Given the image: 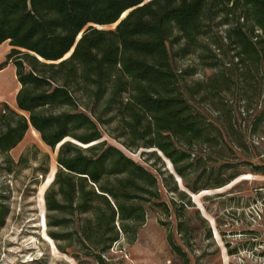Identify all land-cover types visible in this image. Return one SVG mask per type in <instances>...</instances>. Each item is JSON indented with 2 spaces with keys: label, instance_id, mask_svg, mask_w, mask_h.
<instances>
[{
  "label": "trees",
  "instance_id": "16d2710c",
  "mask_svg": "<svg viewBox=\"0 0 264 264\" xmlns=\"http://www.w3.org/2000/svg\"><path fill=\"white\" fill-rule=\"evenodd\" d=\"M6 43L0 72L12 65L19 90L15 109L0 104V173L28 162L14 163L9 153L29 130L56 150L43 201L46 235L59 253L75 246L106 264L121 234L134 240L144 204L169 217L160 198L166 180L193 207L177 182L196 195L241 176L237 165L220 162L246 151L226 98L236 88L246 113L256 99L262 111L253 126L264 122V0H0V46ZM173 48L180 59L206 52L214 73L187 86ZM196 98L214 106L215 121L193 107ZM106 138L129 152L155 150L147 157L160 163L158 152L173 175L159 183ZM210 160L220 163L207 167ZM245 164L264 176V166ZM6 215L0 202V226ZM184 230L179 222L188 247ZM167 243L187 263L170 234Z\"/></svg>",
  "mask_w": 264,
  "mask_h": 264
},
{
  "label": "rangeland",
  "instance_id": "374dc122",
  "mask_svg": "<svg viewBox=\"0 0 264 264\" xmlns=\"http://www.w3.org/2000/svg\"><path fill=\"white\" fill-rule=\"evenodd\" d=\"M9 51L7 43L0 46V64ZM175 51L177 48L170 49L173 66L184 75L183 82L187 86L204 82L214 73L207 67L211 60L206 59L209 55L206 52L180 59L174 56ZM18 90L14 67L9 64L0 72V104L15 109ZM237 95L238 90L233 88L232 94L226 98L229 103L226 109L235 128L245 138L246 151L241 154L234 150L220 162L237 165L241 176L222 189L205 190L196 195L188 193L177 182L193 207L187 206V199H179L173 194L172 184L166 180L164 188L160 185V198L170 208L169 217L144 204L145 221L134 240H131L132 236L121 234L118 243L104 255L106 264H264V176L253 175L245 164L264 166V122L253 126L258 123L262 108L255 105L256 99L252 98L246 113ZM192 104L207 119H217L211 104L201 102L200 98ZM106 140L152 173L159 183L169 174L170 165L165 159L160 157L159 163L147 157V153L155 150L129 152L118 140ZM9 155L14 163L21 156H26L28 162L13 167L9 175L0 173V202L7 210L0 226V264H97L75 246L69 248L68 255L59 253L52 241L47 242L41 236L42 231L46 233L45 223L39 228L41 216L45 215L41 199L49 186L45 185L47 179L56 171V150L45 146L39 135L29 130ZM219 163L210 160L207 167ZM45 170L47 174L43 175ZM179 222L186 227L188 247L183 245V235L177 232ZM208 231L210 240L207 239ZM168 234L186 254L187 263L169 248Z\"/></svg>",
  "mask_w": 264,
  "mask_h": 264
},
{
  "label": "bare ground",
  "instance_id": "6f19581e",
  "mask_svg": "<svg viewBox=\"0 0 264 264\" xmlns=\"http://www.w3.org/2000/svg\"><path fill=\"white\" fill-rule=\"evenodd\" d=\"M125 15H126V13L123 14L122 17H124ZM81 146H82V147H87V146H83V145H81ZM52 179H53V174H51V175L49 176V178L47 179L45 185H46V186H47V185H50V183L52 182ZM41 195H43V190H41ZM41 203H42V205L44 206V201H43V199H41ZM44 223H45V215L42 214V216H41V221H40V224H39V228L44 227ZM45 227H46V226H45ZM41 236H42V238H43L45 241H47V242H51V240L49 239V237H47V235H46V233H45L44 231L41 232Z\"/></svg>",
  "mask_w": 264,
  "mask_h": 264
},
{
  "label": "water",
  "instance_id": "95a60500",
  "mask_svg": "<svg viewBox=\"0 0 264 264\" xmlns=\"http://www.w3.org/2000/svg\"><path fill=\"white\" fill-rule=\"evenodd\" d=\"M126 14H127V13H126ZM125 16H126V15H125ZM125 16H124V17H125ZM124 17H121V19L124 18ZM79 38H80V36L77 38V41L79 40ZM59 146H60V145H59ZM59 146H58V147H59ZM58 147H57V148H58ZM57 148H56V149H57ZM158 156L161 157L160 155H158ZM169 165H170V164H169ZM170 166H171V165H170ZM168 170H169V169H168ZM169 173H170L171 175H173V173H171L170 170H169ZM176 182H177V181H176Z\"/></svg>",
  "mask_w": 264,
  "mask_h": 264
}]
</instances>
